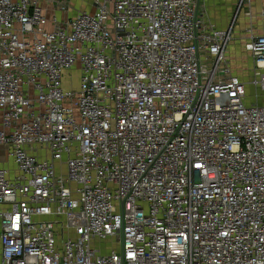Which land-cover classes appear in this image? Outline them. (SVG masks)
Segmentation results:
<instances>
[{"label":"built area","instance_id":"built-area-1","mask_svg":"<svg viewBox=\"0 0 264 264\" xmlns=\"http://www.w3.org/2000/svg\"><path fill=\"white\" fill-rule=\"evenodd\" d=\"M84 6L0 0V264H264V35Z\"/></svg>","mask_w":264,"mask_h":264},{"label":"crops","instance_id":"crops-1","mask_svg":"<svg viewBox=\"0 0 264 264\" xmlns=\"http://www.w3.org/2000/svg\"><path fill=\"white\" fill-rule=\"evenodd\" d=\"M238 2L239 0H205L206 15L222 29L227 28L234 22V35L244 43L252 36L264 35V0H250L249 6L243 7L236 16ZM247 10L250 12L249 15L246 14ZM241 46L243 48L240 49L239 46L238 48L231 46L230 56L234 70L241 76H245L251 67H248L245 63L247 69L241 68L244 60H240L242 58L240 54L246 53L244 44ZM2 164L4 163H0V166Z\"/></svg>","mask_w":264,"mask_h":264},{"label":"rangeland","instance_id":"rangeland-1","mask_svg":"<svg viewBox=\"0 0 264 264\" xmlns=\"http://www.w3.org/2000/svg\"><path fill=\"white\" fill-rule=\"evenodd\" d=\"M88 1L89 0H72V3H73V6L76 9H79V8H82L85 4H87ZM243 44H245L244 41H239V37H237L236 35L233 34V38H232V40L230 42V46H229L230 47L229 56H230L231 46L236 47V48H238V46H239V49H240V48H243L241 46ZM240 55L242 56V58L240 60L241 61L244 60L243 63H242L243 67L241 66V68L242 69H247V66L245 65V63L248 65V67H251L252 64H253V60H252L251 54L246 51L245 54H240ZM230 58H231V56H230ZM72 72H73L74 85L77 86L78 85V78H79V71L77 69H73ZM253 92H254L253 89L250 90L251 94H253ZM3 156H4V150L0 149V163H4V161H5ZM9 164H11V162H9ZM72 220H76V218L73 217Z\"/></svg>","mask_w":264,"mask_h":264}]
</instances>
